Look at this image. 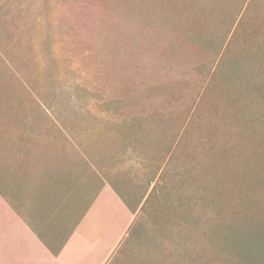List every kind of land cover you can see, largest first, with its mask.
I'll list each match as a JSON object with an SVG mask.
<instances>
[{"label": "rangeland", "instance_id": "rangeland-1", "mask_svg": "<svg viewBox=\"0 0 264 264\" xmlns=\"http://www.w3.org/2000/svg\"><path fill=\"white\" fill-rule=\"evenodd\" d=\"M105 185L104 264H264V0H0V264H100Z\"/></svg>", "mask_w": 264, "mask_h": 264}, {"label": "crops", "instance_id": "crops-1", "mask_svg": "<svg viewBox=\"0 0 264 264\" xmlns=\"http://www.w3.org/2000/svg\"><path fill=\"white\" fill-rule=\"evenodd\" d=\"M108 185H105L104 187H100V189H99V191L97 192V193H95L94 194V196H95V200L97 201V206H95V207H93L92 208V206H91V208L90 209H92L91 210V214H89V212L86 214L87 215V218L88 217H90L91 215L92 216H94V214H92V213H94V208H96V209H100V207L102 206V208H103V210H105V212H106V214H108L109 213V210H110V218H112V220H111V226L109 227L110 229L109 230H107L108 232L109 231H111L110 232V235H109V237L108 238H106V240H108V241H112L111 243H110V245H112V249L110 250V252L105 256V257H103L102 259H101V261H100V264H104V263H106V261L108 260V256L115 250V249H117V247L119 246V242H121V241H123L125 238H124V233H126L125 232V230L128 228V223L125 225V227L124 226H121V227H119L118 226V228L117 227H115V225H116V223L117 222H114V219L113 218H115L116 217V215H117V213L116 212H118V210L120 211L121 210V206H120V204H119V199H118V197H117V194L116 193H114V191L112 190L111 192H109L108 191V187H107ZM64 189V188H63ZM60 192V191H59ZM59 192L58 193H56V195H57V197L60 199V200H64V199H62L63 197H61V196H59ZM109 192V193H108ZM49 193V192H48ZM92 194V193H91ZM81 195V194H80ZM43 196H44V194H43ZM110 200H112V202H110ZM48 202V204H50V203H52V202H49V200H47ZM57 202H59L60 203V201H58V199H57V201L55 202V204H57L58 205V203ZM53 206L54 205H51V206H48V209L47 210H45V209H43V210H36V214L35 215H37V214H42V212H47V213H49V215L44 219L43 218V220H42V222H41V225H38L35 221L32 223L31 221H28V222H26V223H28V224H26L25 226H18V227H16V222L14 221V222H12L13 223V228H12V230L10 231V233L11 234H15V233H21V235H22V237H23V239H24V241H25V244H26V246L24 247V249H22V250H24V251H26V252H29V253H31L32 254V250H31V248H35L36 246L35 245H33V243H30V240H32V238H31V233L32 232H29V229H35V230H37V227H40V229H43V232L47 235V236H49L50 238H52L53 240H54V242L56 243L55 245H58L59 244V246H60V243H63V240H64V238H65V235H68L67 237H68V239H67V242L68 243H70L71 244V246H72V248H71V246H65V248L63 249V250H65V251H61L62 253H61V255H60V257L59 258H62V259H64V258H71V255L73 254V252H72V254L70 255L69 253L75 248V246H74V244L78 241V239H76V237H78V235L81 233V228L83 227V225H82V223H80L79 224V228H75V225H74V228H75V230H71V223H70V220H72V218L74 217V210L73 209H71V207L69 206V207H66V212L64 211V214H65V219L64 220H62L61 221V226H56V227H52V223H53V216H52V213L54 214V216H56V213H55V211L58 209H55V210H53ZM104 206H109V207H111V208H108V207H104ZM64 208V207H63ZM65 209V208H64ZM114 209V210H113ZM117 209V210H116ZM116 210V211H115ZM30 211H32V210H30ZM112 213H114V214H112ZM116 213V214H115ZM64 221H66L65 222V225H64ZM113 223V224H112ZM29 226V227H28ZM56 228H57V230H60V231H62L63 229L62 228H64L65 230H63L64 231V235H61L59 238H58V240H57V236H58V231L56 230ZM13 230H17V232L15 231V232H13ZM106 231V232H107ZM128 232V231H127ZM76 233H78L75 237H73V235L74 234H76ZM6 236H8L9 237V235L6 233L5 234ZM127 235V234H126ZM76 241V242H75ZM72 242V243H71ZM75 242V243H74ZM104 243H105V241H104ZM57 247H55V249H56ZM71 248V249H70ZM7 249V248H6ZM69 249H70V251H69ZM7 250H9L8 252H9V254L10 255H12V257L11 258H13V257H18V253L21 251V250H18V249H7ZM67 251H69L68 253H67ZM64 254H66V255H70V257H65L64 256ZM14 255V256H13ZM39 259H40V261H38V263L39 264H53L52 262H50L49 260H48V257L47 256H39ZM72 260V259H71Z\"/></svg>", "mask_w": 264, "mask_h": 264}]
</instances>
